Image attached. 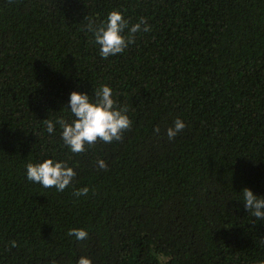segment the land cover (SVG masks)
I'll return each mask as SVG.
<instances>
[{
    "label": "trees",
    "instance_id": "trees-1",
    "mask_svg": "<svg viewBox=\"0 0 264 264\" xmlns=\"http://www.w3.org/2000/svg\"><path fill=\"white\" fill-rule=\"evenodd\" d=\"M113 10L151 30L104 59L87 25ZM101 85L131 127L73 153L56 121ZM44 159L72 184L29 181ZM244 188L264 197V0H0V264H256Z\"/></svg>",
    "mask_w": 264,
    "mask_h": 264
},
{
    "label": "clouds",
    "instance_id": "clouds-1",
    "mask_svg": "<svg viewBox=\"0 0 264 264\" xmlns=\"http://www.w3.org/2000/svg\"><path fill=\"white\" fill-rule=\"evenodd\" d=\"M87 30L92 34L93 42L99 46V55L107 59L122 53L134 43L137 33L149 32L151 29L144 17L129 26V21L123 18L122 13L113 10L107 14L106 20L99 24L90 21ZM93 95L94 99H90L87 94L71 92L68 109L73 118L70 122L64 118L56 121L62 129L61 138L64 144L76 154L83 153L86 150L85 145H94L98 140L104 143L122 140L123 133L130 129L132 124L126 114L127 108L118 106L109 86L101 85ZM43 122L47 131L52 133L53 122L48 119ZM184 128V122L177 118L174 125L166 130L168 139H173ZM154 131L159 133V128H155ZM97 165L100 169L107 170L104 160H98ZM25 168L29 181L39 183L44 188L54 187L57 191H63L71 185L76 176L73 168L65 161L57 162L53 159H44L35 164L29 162ZM88 191L87 187L79 188L73 195L77 197L87 195ZM242 192L245 210L257 220L264 221V197L254 195L248 188H244ZM68 235L74 236L77 240H84L88 234L83 229L73 228L69 230ZM11 246L16 247V242L12 241ZM77 264H91V261L82 256ZM256 264H264V260H259Z\"/></svg>",
    "mask_w": 264,
    "mask_h": 264
}]
</instances>
